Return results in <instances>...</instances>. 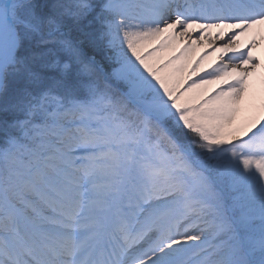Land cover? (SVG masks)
I'll return each instance as SVG.
<instances>
[{"label":"snow or ice","instance_id":"6c2138e0","mask_svg":"<svg viewBox=\"0 0 264 264\" xmlns=\"http://www.w3.org/2000/svg\"><path fill=\"white\" fill-rule=\"evenodd\" d=\"M0 264H264V0H0Z\"/></svg>","mask_w":264,"mask_h":264}]
</instances>
